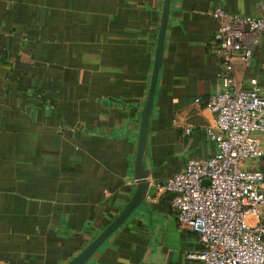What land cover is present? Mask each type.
Returning a JSON list of instances; mask_svg holds the SVG:
<instances>
[{
  "label": "crops",
  "instance_id": "0c3cea01",
  "mask_svg": "<svg viewBox=\"0 0 264 264\" xmlns=\"http://www.w3.org/2000/svg\"><path fill=\"white\" fill-rule=\"evenodd\" d=\"M163 3L0 0V264H65L132 196ZM217 5L260 11L257 0H171L143 154L149 189L83 264H189L201 247L158 183L216 149L204 103L220 87ZM235 64L239 85H264V33Z\"/></svg>",
  "mask_w": 264,
  "mask_h": 264
},
{
  "label": "built area",
  "instance_id": "2783aa9c",
  "mask_svg": "<svg viewBox=\"0 0 264 264\" xmlns=\"http://www.w3.org/2000/svg\"><path fill=\"white\" fill-rule=\"evenodd\" d=\"M257 1V14L222 5L212 10L220 87L204 106L216 114L207 127L216 149L189 157L158 183L172 193L179 228L195 232L201 242L187 253L189 264H264V85L256 76L239 85L235 64L237 57L249 63L264 33V0Z\"/></svg>",
  "mask_w": 264,
  "mask_h": 264
},
{
  "label": "water",
  "instance_id": "95a60500",
  "mask_svg": "<svg viewBox=\"0 0 264 264\" xmlns=\"http://www.w3.org/2000/svg\"><path fill=\"white\" fill-rule=\"evenodd\" d=\"M170 2L171 0H164L163 3L150 87L146 102L141 112L140 131L135 158L136 188L128 202L125 204L122 210L115 216V218L109 224H107L96 236H94L77 254L71 257L65 264H83L92 254V252L103 242V240L106 239L127 218V216L147 195L150 180L148 178V169L145 167L143 162V154L146 148L149 117L153 106L154 92L163 54L165 31L169 17Z\"/></svg>",
  "mask_w": 264,
  "mask_h": 264
}]
</instances>
